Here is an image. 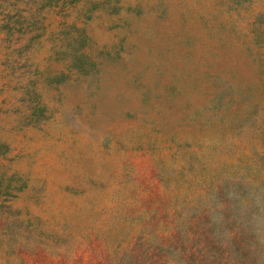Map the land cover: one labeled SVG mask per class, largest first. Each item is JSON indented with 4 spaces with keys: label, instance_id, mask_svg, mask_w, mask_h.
I'll return each instance as SVG.
<instances>
[{
    "label": "rangeland",
    "instance_id": "374dc122",
    "mask_svg": "<svg viewBox=\"0 0 264 264\" xmlns=\"http://www.w3.org/2000/svg\"><path fill=\"white\" fill-rule=\"evenodd\" d=\"M0 264H264V0H0Z\"/></svg>",
    "mask_w": 264,
    "mask_h": 264
}]
</instances>
